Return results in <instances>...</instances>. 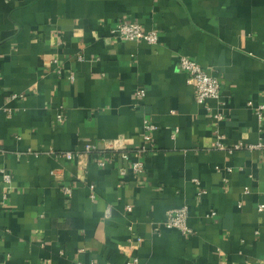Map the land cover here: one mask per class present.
<instances>
[{
    "label": "crops",
    "instance_id": "1",
    "mask_svg": "<svg viewBox=\"0 0 264 264\" xmlns=\"http://www.w3.org/2000/svg\"><path fill=\"white\" fill-rule=\"evenodd\" d=\"M123 20L159 42L115 36ZM180 55L221 77L211 110ZM249 101L264 102V0H0V264H264V116ZM147 116L140 173L63 154L139 147ZM182 205L193 234L163 225Z\"/></svg>",
    "mask_w": 264,
    "mask_h": 264
},
{
    "label": "built area",
    "instance_id": "2",
    "mask_svg": "<svg viewBox=\"0 0 264 264\" xmlns=\"http://www.w3.org/2000/svg\"><path fill=\"white\" fill-rule=\"evenodd\" d=\"M115 36L134 41H144L150 44H157L160 39V35L156 30H147L139 22L123 20L120 21L113 29ZM178 67L188 74L189 82L195 88V96L199 103H204L208 109L211 110L212 106L209 104L210 101H221L222 95V83L221 77L214 73V70L205 69L198 61L189 57L188 55H180L178 59ZM73 78V75L71 76ZM138 99H143L147 90L145 87H140L137 90ZM24 93H15L12 95L13 98L23 97ZM249 106H255L253 101L248 102ZM255 111L260 118L264 116V102L255 106ZM216 120L219 122L224 119L223 113L217 111L214 113ZM58 120L60 122L65 121V116L62 112L58 113ZM157 129V125L147 116L144 119V134L143 143L141 146L136 148H130L129 141L124 136H118L106 142L105 145L101 146L97 141L86 142L83 149L74 151H65L63 154L68 158H73L74 155H80L82 153H93L95 151H111V153L99 154V164L102 166L113 162L116 158H121L128 162L133 170L137 173L143 171V161L141 156L150 150L154 149V144L152 140V134ZM222 136H219L215 147L218 149H257L262 148L263 143H237L234 147L227 146L222 140ZM2 150L0 145V151ZM130 150V151H129ZM134 156L136 158H134ZM4 175V180L6 183H11L13 180V175L11 172L2 168L1 170ZM229 171H232L230 168ZM121 174L125 175L126 170L122 169ZM199 182L198 179H195ZM94 186L92 185V188ZM66 192H70V188H65ZM205 190H201L200 193H205ZM95 193L91 194V197H95ZM131 209V205L127 207ZM261 209L264 207L261 206ZM212 214V213H211ZM214 214V213H213ZM189 218V207L187 205H182L179 207L168 209L163 221V225L168 229H174L182 232L183 234H193L194 229L188 223ZM126 264H145L138 256L131 255Z\"/></svg>",
    "mask_w": 264,
    "mask_h": 264
},
{
    "label": "trees",
    "instance_id": "3",
    "mask_svg": "<svg viewBox=\"0 0 264 264\" xmlns=\"http://www.w3.org/2000/svg\"><path fill=\"white\" fill-rule=\"evenodd\" d=\"M103 153L109 154V153H111V151H95V152H93V154L96 155L97 157L99 154H103Z\"/></svg>",
    "mask_w": 264,
    "mask_h": 264
}]
</instances>
